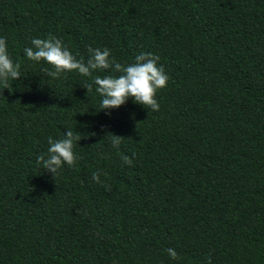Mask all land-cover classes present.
Segmentation results:
<instances>
[{
  "label": "trees",
  "instance_id": "trees-1",
  "mask_svg": "<svg viewBox=\"0 0 264 264\" xmlns=\"http://www.w3.org/2000/svg\"><path fill=\"white\" fill-rule=\"evenodd\" d=\"M49 34L85 62L158 56L159 110L101 111L83 86L118 73L49 77L24 53ZM0 38L21 74L0 85V264H264V0H0ZM69 128L55 178L37 157Z\"/></svg>",
  "mask_w": 264,
  "mask_h": 264
},
{
  "label": "clouds",
  "instance_id": "clouds-1",
  "mask_svg": "<svg viewBox=\"0 0 264 264\" xmlns=\"http://www.w3.org/2000/svg\"><path fill=\"white\" fill-rule=\"evenodd\" d=\"M88 52L87 62L83 58L77 59L59 38L51 34L47 39L33 38L31 46L24 49L28 60L50 66L52 70L48 71L47 75L52 78H59L62 74L73 71L82 76H91L96 71L118 73L119 75L96 76L93 83L83 86L88 95L93 92L95 86V92L102 97L101 111L119 109L129 99L149 111L159 110L157 93L167 87L169 78L158 63V56L140 53L135 57L134 63L122 65L112 58L107 48L89 47ZM19 69L20 65L14 63L8 54L6 39L0 38V85H3L4 89L10 90L9 82L21 78ZM78 134L74 135L73 130L69 128L62 139L48 138L47 156L42 154L37 157V162L43 165L46 172L52 173L56 178L65 165L75 166L77 157L74 145L80 139ZM109 135L112 136L113 147L119 148L124 138L111 133L107 137ZM123 159L125 163L131 164L129 157L125 156ZM93 175L96 176L95 173ZM166 251L172 259H177L178 254L174 249L168 248Z\"/></svg>",
  "mask_w": 264,
  "mask_h": 264
}]
</instances>
